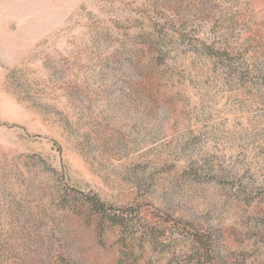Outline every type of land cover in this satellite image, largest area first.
<instances>
[{
    "label": "rangeland",
    "instance_id": "obj_1",
    "mask_svg": "<svg viewBox=\"0 0 264 264\" xmlns=\"http://www.w3.org/2000/svg\"><path fill=\"white\" fill-rule=\"evenodd\" d=\"M206 250L264 264V0H0V264Z\"/></svg>",
    "mask_w": 264,
    "mask_h": 264
},
{
    "label": "trees",
    "instance_id": "obj_2",
    "mask_svg": "<svg viewBox=\"0 0 264 264\" xmlns=\"http://www.w3.org/2000/svg\"><path fill=\"white\" fill-rule=\"evenodd\" d=\"M88 201L93 205V207L99 212L101 213L103 216H108L107 211L108 208L106 207V203L103 202L102 200H100L96 195H87ZM109 219L111 221L117 222V220H115V218H111L109 217ZM206 254L205 256H201V258H199V264H218L217 262L215 263V258L211 259L209 256V250H206Z\"/></svg>",
    "mask_w": 264,
    "mask_h": 264
}]
</instances>
